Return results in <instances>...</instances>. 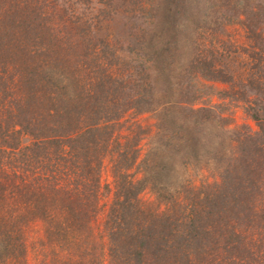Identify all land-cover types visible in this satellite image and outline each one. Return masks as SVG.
I'll return each mask as SVG.
<instances>
[{
  "label": "trees",
  "instance_id": "1",
  "mask_svg": "<svg viewBox=\"0 0 264 264\" xmlns=\"http://www.w3.org/2000/svg\"><path fill=\"white\" fill-rule=\"evenodd\" d=\"M51 1L0 0V74L7 75L4 81L0 77V87L10 86L0 94V119L7 113L11 123L4 129L0 121V243L4 248L9 245L11 232L21 233L23 215L32 213L40 219L45 216L48 235L74 237L79 248L83 245L84 253H90L94 242L88 244L86 233L91 232L96 214L100 163L111 143H117L111 142L112 130L130 109L138 114L152 111L154 100L141 98L140 92L121 97L128 85H123L117 73L119 64L110 56L112 52L100 50L98 43L104 42L96 36L99 27L87 24L88 28L77 34L76 23L81 26L85 22L76 18L70 27L67 9L62 8L65 20ZM76 1H106L107 8L116 11L132 7L150 22L157 17L153 0ZM252 7L249 3L242 11L234 7L225 24L241 23L256 44L264 34V28H257L263 12L260 6ZM80 49L84 54H76ZM220 53L217 46V65L210 60H192L188 72L195 73L196 81L202 78L230 86L241 83L243 89L234 97L247 106L258 131L251 134L245 127L225 131L231 123L229 117L215 114L211 107L195 109L198 96L181 93L185 102L180 109L187 112H181L184 123H189L185 118L194 119L191 125L214 119L222 130L217 154L210 158L219 167V178L200 189L190 188L187 194L184 191L181 202L172 201L161 210L159 203L141 202L144 182L127 173L137 152L121 154L116 167L122 165L124 170L115 169L119 186L106 223L112 264H264V50L257 52L262 72L251 76L246 72L243 78L220 64ZM140 71L143 84L137 87L153 93L149 68ZM245 89L259 90L263 98L251 104ZM191 97L194 101L187 100ZM189 131V127L184 130L185 134ZM23 135L31 138V147H21ZM192 144L196 146L197 141ZM38 166L40 174L35 170ZM39 196L43 204L36 202L30 212V200ZM15 222V228L9 230ZM85 257L76 264H85Z\"/></svg>",
  "mask_w": 264,
  "mask_h": 264
},
{
  "label": "rangeland",
  "instance_id": "2",
  "mask_svg": "<svg viewBox=\"0 0 264 264\" xmlns=\"http://www.w3.org/2000/svg\"><path fill=\"white\" fill-rule=\"evenodd\" d=\"M153 1V12L156 14L157 11V17L154 22H150L132 7H119L117 11L107 8L106 1L100 4H80L76 0H54L56 8L62 11L61 14L64 15L63 7L67 9L70 27L76 18L85 22V25L81 26L76 23L77 34L87 27V24H90V27H99L96 36H100L99 39L103 40L104 44L94 40L93 43L97 42L98 46L102 47L100 50L105 48V51L112 52L110 56L119 64L117 73L121 75L123 85H128L119 95L137 96L136 93L140 92L141 95L138 96L152 99L154 104L152 111L139 114L130 109L120 117L112 130L114 133L111 142L117 140V143H111L100 163L97 172L99 182L97 209L94 212L96 214L90 223L91 232L86 233L89 236L88 244L94 242L90 253H84L83 245L79 248L80 245L74 237L61 239L58 235H48L46 229H49V226L45 223V216L40 219L30 213L28 217H25V214L22 217L21 233L11 232L13 237L9 240V245L6 243L5 248L0 243V264H76L77 260L84 256L86 257L82 262L85 264L87 260L89 264H112V244L106 223L110 220L109 213L115 206L114 200L118 192L115 169L124 170L122 165L116 167L121 154L133 156V153L137 152L133 166L125 170L135 180L144 182L139 195L141 202L159 203L161 210L172 201L181 202L185 197L184 191L187 194L190 188L200 189L204 184L216 182L219 178V167L211 162L210 158L213 157L212 154H217V143L222 130L214 119L208 120L207 123L191 125L194 119L185 118L190 124L184 123V115L181 112H187L180 109V106L183 107L181 102H185L181 93H193L198 96L195 109L211 107L215 114L229 117L231 123L225 131L232 132L241 127H245L244 131L251 134L258 131L256 123L246 112L247 106L234 97L235 92L243 89L241 83L236 81L230 86L206 82L202 78L196 81L195 73L189 74L187 68L190 61L201 59L213 61L217 65L218 46L221 50L220 64H225L234 76L243 78L246 72L250 76L251 73H261L259 64L261 65L262 59L257 52L259 49L264 50V34L255 44V39L242 29L241 23L225 24V18L234 13V7L242 11L249 3L252 8L258 9L257 6H260L263 14L259 15L262 21L257 28H264V0H232V5L221 0ZM170 8L171 13L168 12ZM64 18L66 20V14ZM84 52V49H80L76 54L82 55ZM148 53H153L154 56L150 57ZM142 67L149 68L153 93L150 90L141 92L137 87L143 84V74L140 71ZM83 68L79 69L83 71ZM90 75H93V72H90ZM97 75L98 73L95 76ZM0 77L4 81L7 75L1 73ZM9 87H0L1 96ZM245 90L251 104L252 100L263 98L259 95V90ZM187 100L194 101V98ZM5 102H8V98ZM92 105L93 103L90 106ZM6 115L7 113L0 119L4 129L11 124ZM187 127L190 131L185 134ZM10 136L12 135L9 134ZM193 140L197 141L196 146H193ZM31 142L29 136H20L19 144L23 149L31 147ZM102 152L104 150L99 151ZM186 154H189V157H186ZM35 170L38 174L42 172L39 166ZM62 188L72 189V186L63 185ZM36 202L43 204V197L30 200V212L35 210L33 204ZM16 214L18 215V210ZM16 214L11 217L15 218ZM15 224L16 222L9 225V230L14 229Z\"/></svg>",
  "mask_w": 264,
  "mask_h": 264
}]
</instances>
